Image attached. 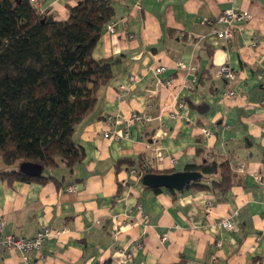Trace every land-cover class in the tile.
Listing matches in <instances>:
<instances>
[{
    "label": "crops",
    "instance_id": "obj_1",
    "mask_svg": "<svg viewBox=\"0 0 264 264\" xmlns=\"http://www.w3.org/2000/svg\"><path fill=\"white\" fill-rule=\"evenodd\" d=\"M109 1L115 33L104 28L92 57L114 60L113 77L75 128L83 161L44 169L43 181L0 177L4 234L52 230L38 251L0 249V264H112L121 252L124 264H264V0ZM77 2L40 8L65 21ZM226 10L249 16L229 40L216 36ZM113 130L127 136L104 137ZM143 158L165 174L226 159L238 181L225 193L155 192L132 173Z\"/></svg>",
    "mask_w": 264,
    "mask_h": 264
},
{
    "label": "trees",
    "instance_id": "obj_2",
    "mask_svg": "<svg viewBox=\"0 0 264 264\" xmlns=\"http://www.w3.org/2000/svg\"><path fill=\"white\" fill-rule=\"evenodd\" d=\"M42 2L0 0V177L9 180H46L42 174L19 173L22 162L38 164L43 171L59 164L71 171L81 163L84 152L74 139L75 128L113 77L114 60L92 57L114 17L111 2L78 0L68 7L65 21L41 10ZM143 160L133 168L140 178L167 173L142 166ZM184 171L200 174L187 188L225 193L238 181L226 159L187 164Z\"/></svg>",
    "mask_w": 264,
    "mask_h": 264
},
{
    "label": "built area",
    "instance_id": "obj_3",
    "mask_svg": "<svg viewBox=\"0 0 264 264\" xmlns=\"http://www.w3.org/2000/svg\"><path fill=\"white\" fill-rule=\"evenodd\" d=\"M40 0H31V2H37ZM138 8H140L139 4H136ZM249 16L246 13H239L235 12L232 10H226L224 11L217 19L216 23L225 25V28H223L220 31L216 32V36L218 38H224L226 40H229L232 37V29L233 25L232 22L234 21H239V20H247ZM106 32L109 34H114L115 33V22L110 21L109 23L106 24L105 26ZM176 68L177 69H183L186 68V66L181 62V61H176ZM164 71V67H157L155 69V73L159 74ZM218 77L223 80H227L231 77L232 73L230 70L229 66H222L217 73ZM227 95L232 96L234 95V92L230 91L227 93ZM132 118H135L138 120V118L135 115H132ZM131 118V119H132ZM117 119V118H116ZM115 119V120H116ZM150 119L148 117H145V121H149ZM127 128V125L124 129ZM205 135H209V131L204 130ZM122 136H127V133L120 132L118 130H113L110 132H106L104 134L105 138H113L115 140L120 139ZM142 166L148 167L147 163L145 161L142 162ZM132 173L136 174L135 170L132 171ZM140 177V176H139ZM260 184L263 185L264 187V179H260ZM69 192L75 191L74 186H70L67 188ZM144 220H147L146 217H143ZM4 221L0 219V249H7L11 251L18 252V254L25 255L26 253L30 251H38L40 247L42 246L43 242L49 238L52 235V230L45 228L39 231L33 238H17L11 235L4 234ZM222 226L230 230L232 229V224L230 219L225 220L222 223ZM61 232L56 231L55 234H60ZM139 247H141L140 244H138ZM119 258H116L117 263H129L132 261V255L130 253H119ZM215 261L216 259L213 258ZM117 263H112V264H117Z\"/></svg>",
    "mask_w": 264,
    "mask_h": 264
},
{
    "label": "water",
    "instance_id": "obj_4",
    "mask_svg": "<svg viewBox=\"0 0 264 264\" xmlns=\"http://www.w3.org/2000/svg\"><path fill=\"white\" fill-rule=\"evenodd\" d=\"M18 172L27 176H40L43 168L34 163L22 162L18 165ZM200 179L197 172H176L169 174H146L141 177V183L149 189H166L173 192H179L186 189L190 183Z\"/></svg>",
    "mask_w": 264,
    "mask_h": 264
},
{
    "label": "rangeland",
    "instance_id": "obj_5",
    "mask_svg": "<svg viewBox=\"0 0 264 264\" xmlns=\"http://www.w3.org/2000/svg\"><path fill=\"white\" fill-rule=\"evenodd\" d=\"M0 166H1V170H2L3 165L1 164V162H0Z\"/></svg>",
    "mask_w": 264,
    "mask_h": 264
}]
</instances>
